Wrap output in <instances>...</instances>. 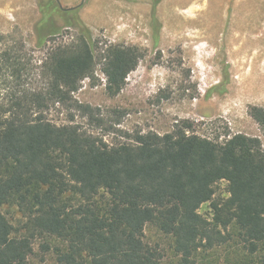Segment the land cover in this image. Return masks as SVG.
Listing matches in <instances>:
<instances>
[{
    "label": "trees",
    "instance_id": "1",
    "mask_svg": "<svg viewBox=\"0 0 264 264\" xmlns=\"http://www.w3.org/2000/svg\"><path fill=\"white\" fill-rule=\"evenodd\" d=\"M78 10H65L64 27L78 34L49 52L42 89H16L0 105V264H27L37 239L57 264H264L259 137L218 142L183 120L163 134L108 144L78 124L47 119L50 102L91 114L72 96L81 82L100 63L114 97L142 56L117 44L97 56ZM248 113L264 128V107ZM221 181L226 196L216 197ZM147 226L158 241L146 240Z\"/></svg>",
    "mask_w": 264,
    "mask_h": 264
},
{
    "label": "rangeland",
    "instance_id": "2",
    "mask_svg": "<svg viewBox=\"0 0 264 264\" xmlns=\"http://www.w3.org/2000/svg\"><path fill=\"white\" fill-rule=\"evenodd\" d=\"M47 1L0 0V105L16 89H42L49 52L76 40L77 29L64 27L58 15L43 22ZM57 1L73 7L83 0ZM77 14L97 56L109 44L138 48L142 56L114 97L105 92L100 63L81 82L72 96L90 105L91 114L50 102L47 119L78 124L108 144L137 132L163 134L189 120L200 136L223 142L243 133L259 137L264 150V128L248 113L264 107V0H84ZM41 24L56 33L45 30L40 38ZM215 190L226 196V183ZM200 212L208 215L209 203ZM145 238L153 243L159 235L147 226ZM41 242L27 264H57Z\"/></svg>",
    "mask_w": 264,
    "mask_h": 264
},
{
    "label": "flooded vegetation",
    "instance_id": "3",
    "mask_svg": "<svg viewBox=\"0 0 264 264\" xmlns=\"http://www.w3.org/2000/svg\"><path fill=\"white\" fill-rule=\"evenodd\" d=\"M82 2L79 5H75L73 7H64V6L59 5V3H58L57 0H49V1H47V2L44 3L45 4L44 7L42 6V8H45V10L42 13V16H43L42 17L43 18L42 20H43V22H47L48 20H50V17L52 15L53 16L58 15L60 17V19L63 20V22H64V20H65L64 16L67 13L65 10H68V9H71V8H76V7L80 8V6L82 5ZM52 6H54V8H55L54 11L51 14L47 15V13L51 11L50 8ZM63 12L65 14H63ZM40 29H41V33L44 30H48V31L50 30V29H47L46 24L45 25L44 24H41V28ZM39 36L41 37L40 33H39Z\"/></svg>",
    "mask_w": 264,
    "mask_h": 264
}]
</instances>
